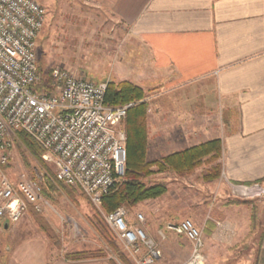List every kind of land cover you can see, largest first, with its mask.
<instances>
[{
    "label": "crops",
    "instance_id": "crops-1",
    "mask_svg": "<svg viewBox=\"0 0 264 264\" xmlns=\"http://www.w3.org/2000/svg\"><path fill=\"white\" fill-rule=\"evenodd\" d=\"M90 1L126 29L131 68L146 70L138 82L147 77L158 88L151 96V162L217 139L220 180L230 186L263 180L264 0ZM234 214L239 219L227 215L206 240L207 264L219 259L211 250L223 231H234L235 245L247 238V212ZM2 227L0 264H109L49 257L43 238L6 237L14 228ZM248 254L231 264H264V226Z\"/></svg>",
    "mask_w": 264,
    "mask_h": 264
},
{
    "label": "rangeland",
    "instance_id": "rangeland-1",
    "mask_svg": "<svg viewBox=\"0 0 264 264\" xmlns=\"http://www.w3.org/2000/svg\"><path fill=\"white\" fill-rule=\"evenodd\" d=\"M36 1L46 13L36 42V58L42 79L52 69L65 67L95 83L127 82L142 89L147 104L146 160L151 162V96L158 88L148 86L147 77L141 80L144 82H138L146 70L131 68L129 52L132 40L126 29L90 0ZM206 160L189 174L150 176L146 180L147 185L163 184L166 187V193L157 198V204L153 205L150 199L133 208L119 207L129 219H135L136 214L143 216L142 228L162 253L156 264H184L190 254V243L183 236L174 233L160 235L167 221L190 220L201 230L205 259L208 251L206 240L214 228L221 226L227 215L234 221L239 219V213L235 212H247L250 219L247 238L235 245L231 229L216 236L211 251L217 253L219 259L214 264L234 263L235 259L244 258L255 250L259 242L264 226V182L252 186H230L220 180L221 173L217 180L206 182L202 177L210 168L219 164L221 170L220 158L213 163ZM4 172L13 182L24 176L41 185L39 210L28 206L19 222L9 224L14 230L5 233L6 237L43 238L47 243V254L52 258L65 259L66 254L101 251L103 257L95 260L109 264H135L105 223L106 212L102 205L95 207L75 188L56 183L52 167L41 158L33 157L19 138L13 142L10 165ZM3 225L0 222V233ZM204 264H207L206 260Z\"/></svg>",
    "mask_w": 264,
    "mask_h": 264
},
{
    "label": "built area",
    "instance_id": "built-area-1",
    "mask_svg": "<svg viewBox=\"0 0 264 264\" xmlns=\"http://www.w3.org/2000/svg\"><path fill=\"white\" fill-rule=\"evenodd\" d=\"M36 0H0V222L15 224L28 206L39 210L41 185L21 176L11 181L3 167L11 161L18 134L30 137L52 167L54 180L81 192L95 207L122 180L126 135L121 128L132 104H104L106 83H95L65 67L52 69L46 86L38 71L36 42L45 21ZM118 208L104 221L135 264H156L162 253L148 239L141 214L130 224ZM174 233L190 243L184 264H204L201 230L190 220L169 221L160 235Z\"/></svg>",
    "mask_w": 264,
    "mask_h": 264
},
{
    "label": "trees",
    "instance_id": "trees-1",
    "mask_svg": "<svg viewBox=\"0 0 264 264\" xmlns=\"http://www.w3.org/2000/svg\"><path fill=\"white\" fill-rule=\"evenodd\" d=\"M39 71V67H38ZM40 72V71H39ZM49 73L47 74L48 78ZM44 79L40 86L44 87L48 79ZM146 96L142 89L127 82L114 84L109 82L106 87L104 104L111 107L132 104L127 110L123 120V129L126 135V161L125 172L121 181L102 198V208L106 214L119 207L133 208L137 204L154 200L166 193L163 184L147 185L150 176L159 173H174L184 175L191 173L204 159L207 162H216L221 155V141L210 140L203 144L167 155L159 160L149 162L146 160L147 135L145 113L147 104ZM18 138L25 148L40 160L42 149L26 134L19 133ZM7 167H3L6 169ZM220 166L215 165L203 175L202 179L212 182L219 178ZM264 182V179L246 186H252ZM58 183V182H56ZM61 184V183H59ZM52 187V186H51ZM103 257L101 251L75 252L65 255L67 261H84Z\"/></svg>",
    "mask_w": 264,
    "mask_h": 264
},
{
    "label": "water",
    "instance_id": "water-1",
    "mask_svg": "<svg viewBox=\"0 0 264 264\" xmlns=\"http://www.w3.org/2000/svg\"><path fill=\"white\" fill-rule=\"evenodd\" d=\"M5 227H6V223H5Z\"/></svg>",
    "mask_w": 264,
    "mask_h": 264
}]
</instances>
